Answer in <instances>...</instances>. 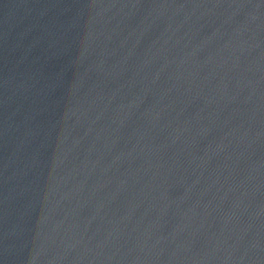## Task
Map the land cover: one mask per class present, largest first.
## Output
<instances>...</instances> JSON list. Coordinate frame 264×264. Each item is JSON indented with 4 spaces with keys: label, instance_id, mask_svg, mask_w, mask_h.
<instances>
[{
    "label": "water",
    "instance_id": "water-1",
    "mask_svg": "<svg viewBox=\"0 0 264 264\" xmlns=\"http://www.w3.org/2000/svg\"><path fill=\"white\" fill-rule=\"evenodd\" d=\"M0 264H264V0H0Z\"/></svg>",
    "mask_w": 264,
    "mask_h": 264
}]
</instances>
